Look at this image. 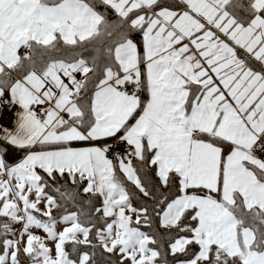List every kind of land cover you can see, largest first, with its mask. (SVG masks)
I'll use <instances>...</instances> for the list:
<instances>
[{
    "label": "snow or ice",
    "instance_id": "1",
    "mask_svg": "<svg viewBox=\"0 0 264 264\" xmlns=\"http://www.w3.org/2000/svg\"><path fill=\"white\" fill-rule=\"evenodd\" d=\"M5 109L0 264H264V0H0Z\"/></svg>",
    "mask_w": 264,
    "mask_h": 264
},
{
    "label": "trees",
    "instance_id": "2",
    "mask_svg": "<svg viewBox=\"0 0 264 264\" xmlns=\"http://www.w3.org/2000/svg\"><path fill=\"white\" fill-rule=\"evenodd\" d=\"M167 2L171 3L172 0H167ZM12 152L15 153L16 160L19 159L23 155V153L15 151L14 149H10L9 150V155ZM9 155H8V157H9ZM151 179L155 180V177H151ZM61 185H64V187L61 188L62 192H67V193H70L71 195H73L76 198L77 203L81 204V206L83 207L85 212L90 211V206L85 204V203H83L84 201H87L89 199V197L82 192V187H83L82 185L79 186V188H78L77 185H73L71 183L65 184V180L58 178V182L53 185V188L60 187ZM129 190L130 191H135L134 188H132L131 185H129ZM49 191H50V194L56 196L57 199L59 200V202L62 204V207L60 209L54 210L53 214L55 216L58 217L64 211L65 207H67L70 210H76V209L73 208L71 202H67L66 203L64 200H60V194L59 193H56V192L52 191L51 189ZM141 199H144V198L141 197ZM133 203L137 204L138 202L136 200H134ZM147 203L149 205H151L152 201H148ZM92 206H99V199L98 198L93 201V205ZM17 227H19V226H17ZM145 230H147V229H145ZM151 231L156 236V238H157V240L159 242V245L161 247V251L162 252L166 251L168 245L171 242H174V240L176 238H178L179 235H184L185 234V233H179L178 230L174 229V228L170 229L168 231L162 232L160 230V228H159L158 220L153 224V227H152ZM69 250H71V249L69 248ZM190 250H193V249H190ZM97 259L100 262V264H105L104 259L101 258L99 252L97 253ZM174 259H175L174 257H171L170 260H169V264H172V261ZM23 264H27V259L26 258H24Z\"/></svg>",
    "mask_w": 264,
    "mask_h": 264
},
{
    "label": "crops",
    "instance_id": "3",
    "mask_svg": "<svg viewBox=\"0 0 264 264\" xmlns=\"http://www.w3.org/2000/svg\"><path fill=\"white\" fill-rule=\"evenodd\" d=\"M15 119H16V114H15V111L13 110L10 113V115L8 116L7 119H3V120L0 119V127H10V128H13L15 126ZM77 146H79V145H77ZM8 160L10 162L15 161L16 160L15 153H13V152L10 153V155L8 157Z\"/></svg>",
    "mask_w": 264,
    "mask_h": 264
},
{
    "label": "built area",
    "instance_id": "4",
    "mask_svg": "<svg viewBox=\"0 0 264 264\" xmlns=\"http://www.w3.org/2000/svg\"><path fill=\"white\" fill-rule=\"evenodd\" d=\"M11 112H12V111H9V110H7V109H5V110H0V119H1V120H3V119H7ZM117 150H121V151H122V148L117 149ZM35 231H36V233H38V234H41V235L44 234L42 230H35Z\"/></svg>",
    "mask_w": 264,
    "mask_h": 264
},
{
    "label": "rangeland",
    "instance_id": "5",
    "mask_svg": "<svg viewBox=\"0 0 264 264\" xmlns=\"http://www.w3.org/2000/svg\"><path fill=\"white\" fill-rule=\"evenodd\" d=\"M163 191H165V192H167V189H164ZM159 228H160V230L162 231V232H165V231H168V230H170V229H164V228H161L160 226H159ZM57 229L58 230H62L63 229V224H58L57 225ZM175 229V228H174ZM145 230V229H144ZM36 234H38V233H36ZM38 235H41V234H38ZM43 235H45V234H42L41 236H43ZM185 235V234H184ZM49 246L51 247L52 245H51V243L49 244ZM172 256H168L167 257V259H168V261L170 260V258H171ZM27 264H28V260H27Z\"/></svg>",
    "mask_w": 264,
    "mask_h": 264
}]
</instances>
